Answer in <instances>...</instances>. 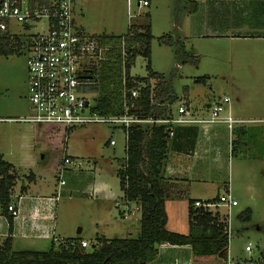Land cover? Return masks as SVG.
Returning a JSON list of instances; mask_svg holds the SVG:
<instances>
[{
    "label": "rangeland",
    "instance_id": "obj_1",
    "mask_svg": "<svg viewBox=\"0 0 264 264\" xmlns=\"http://www.w3.org/2000/svg\"><path fill=\"white\" fill-rule=\"evenodd\" d=\"M137 2L74 0L75 25L87 34L115 43L113 37L126 34L131 24L149 23L153 35L150 67L163 74L173 94L189 96L194 106L227 96L231 106L245 108L252 119L237 124L233 130L234 151L222 170L219 184L210 187L208 197L215 199L225 194L228 184L230 195L237 201V205L229 209L223 204L218 208L228 222L225 258L229 256L240 264H264V65L259 69L248 66L261 61L249 51L236 52L237 46L233 44L217 45L190 37L188 13L193 3L189 0H150L149 5L143 7H138ZM11 27L20 30L19 23H12ZM35 31L38 26L29 29L28 34ZM165 34L172 36L173 41L183 42L190 59L183 63L177 60L174 45L159 40ZM28 56L25 48L0 55V153L12 165L16 177L11 195L22 194L20 186L24 179L28 187L23 190L27 195L51 196L58 191V198L54 210V239L17 237L11 244L12 250L46 251L52 242L75 239L88 242L83 250L89 251L98 246L101 239L138 237L139 205L131 201L128 208L117 176L119 160L125 157V138L121 130L104 123H85L65 129L60 124L37 125L9 120L29 113ZM121 58L122 62L124 57ZM146 65L147 58L138 55L130 75L146 77ZM202 77L204 81H195ZM244 131L247 132L243 134ZM110 139L115 140L114 146L108 144ZM262 153L263 156H259ZM65 155L78 160L80 166L62 168ZM59 179L64 180L63 185H59ZM188 208L186 200L174 203V215L169 208L168 230L183 234L189 231ZM248 208L251 219L241 221L238 214ZM123 210L127 211L126 218L122 216ZM3 240L0 239V245ZM246 245L251 247V252L245 250Z\"/></svg>",
    "mask_w": 264,
    "mask_h": 264
},
{
    "label": "built area",
    "instance_id": "obj_2",
    "mask_svg": "<svg viewBox=\"0 0 264 264\" xmlns=\"http://www.w3.org/2000/svg\"><path fill=\"white\" fill-rule=\"evenodd\" d=\"M73 1L0 0V36L19 38L22 41L20 49L25 48L29 51L26 98L29 113L9 120L37 125L60 124L65 129L85 123H104L123 132L125 149L131 127L163 126L166 138L170 140L178 126L198 125L207 130L214 124L222 123L229 131H232L236 124L243 121L235 119L226 110L229 102L227 96L213 101L205 116L196 114L185 96L177 97L171 103L165 102L164 98L157 99L155 80L149 81V99L156 105V112L149 115L138 114L135 111L129 112V109L137 108L135 100L140 95L141 85L124 89V77H122L119 89L123 112L120 114L100 112L97 99L102 68L114 54L113 51L122 48L123 42L118 46L113 42L102 40L98 35H90L78 29L73 17ZM149 1L138 0V7L148 6ZM12 23H19L20 30H14L11 27ZM36 26H38V31L28 34V30ZM121 50L123 55V48ZM108 144L114 146L116 142L110 139ZM66 165L80 166V162L65 155L62 168ZM58 183L63 185L64 180L59 179ZM13 198L14 201L7 207L8 212L13 215V224L15 220L21 229L30 225L39 236H46L44 225L20 215L25 213L27 202L32 206L34 214H38L41 208L44 211L45 209L50 210L57 201L58 191L51 196L18 194L13 195ZM220 204L229 209L237 205V201L227 191L218 197L216 203L210 201H195L194 203L195 206L209 211ZM122 216L126 218L127 211L123 210ZM20 235L31 236L24 230L20 232ZM50 236L54 239L53 232ZM80 245L85 248L89 244L81 240ZM245 250L251 252V247L246 245ZM226 264L240 263L233 262L227 256Z\"/></svg>",
    "mask_w": 264,
    "mask_h": 264
},
{
    "label": "trees",
    "instance_id": "obj_3",
    "mask_svg": "<svg viewBox=\"0 0 264 264\" xmlns=\"http://www.w3.org/2000/svg\"><path fill=\"white\" fill-rule=\"evenodd\" d=\"M195 9L193 3L190 12ZM110 36L109 38H111ZM118 46L123 40L122 48L116 49L112 57L102 68L99 97V111L104 114H120L119 89L124 77V89L141 85L140 95L135 100L137 108L129 112L149 115L156 112V105L149 99V81H156V98H164L171 103L177 96L171 92L164 81L162 73L150 67V43L153 38L150 24L135 26L131 24L126 34L113 37ZM169 34L159 37L161 43L174 45L176 59L180 62L190 59L180 40H172ZM21 40L17 37L0 36V55H9L19 51ZM143 55L147 58L146 77L130 76V69L135 58ZM124 57L122 62L120 61ZM205 77L195 80L204 81ZM145 85V86H143ZM127 93V92H126ZM129 94V93H128ZM166 96V97H165ZM169 140L163 126L142 128L131 127L125 149V157L119 160L117 176L122 199L134 201L139 205V234L132 238L101 239L98 246L84 251L81 240L65 239L58 244L51 243L46 251H14L11 248V236L4 238L0 245V264H146L154 260L162 244L189 245L197 256L222 255L226 257L228 247L227 221L218 211L211 212L194 205L189 200L188 227L186 234L166 228L167 215L164 197L167 179L164 167L167 159ZM12 165L2 159L0 154V214L6 217L8 233L13 231V215L7 210L13 201L10 193L15 183ZM31 179V177H30ZM21 187V191L23 190ZM218 197L210 200L216 203ZM241 221L251 219L248 208L238 214Z\"/></svg>",
    "mask_w": 264,
    "mask_h": 264
},
{
    "label": "crops",
    "instance_id": "obj_4",
    "mask_svg": "<svg viewBox=\"0 0 264 264\" xmlns=\"http://www.w3.org/2000/svg\"><path fill=\"white\" fill-rule=\"evenodd\" d=\"M189 1L195 4V9L188 13L191 18L190 37L202 39V41H211L217 45L233 44L237 46L236 52L249 51V53L255 55L257 61H261L250 63L248 66H253L256 69L263 68L264 0ZM78 29L83 30L81 27H78ZM185 97L188 100V104H192L189 96ZM215 100L212 98L206 100L201 106L192 104L190 107L196 114L205 116L209 106ZM228 103L229 107L226 105V110L235 119L243 120L244 123L252 119L244 111L245 108L240 110L235 106H231L230 99ZM236 126L237 124L232 131H229L226 125L222 123L214 124L208 127L207 130L198 125L178 126L175 128L174 136L168 143L167 159L164 167V176L167 179L164 197L167 220L169 219V208L170 213L174 215V203L184 200L188 202L189 200L200 202L212 200L208 197L210 187L219 184L218 181L222 170L226 168L225 164L229 163V156L233 153L235 147L233 130ZM246 132L244 131L243 134ZM226 137L227 142L224 144ZM259 156L262 157L263 153ZM2 159L4 160L3 155ZM26 183L23 179L20 189L23 186L25 190L28 187ZM225 187L230 193L229 185L227 184ZM26 192L22 191V194L27 195ZM32 196L36 195L33 194ZM27 203L25 213L23 212L20 216L24 215L36 223L44 225L46 229L44 233H47V235L39 236L38 232L31 229L30 225L21 229L15 220L13 231L10 235L8 233L7 219L0 214V239L11 236L12 244L13 239L17 237L51 238L50 233L53 232L54 234L55 231V205H52L48 211L46 209L44 211L41 208L38 214H34L32 206L29 202ZM126 204L129 208L128 202ZM218 208L219 205L214 209L212 208V210L218 211ZM135 209L138 210L137 208ZM23 230L25 233L31 234V236L20 235ZM146 264H226V258L224 260L222 255H194L189 245L162 244L158 248L156 258Z\"/></svg>",
    "mask_w": 264,
    "mask_h": 264
}]
</instances>
